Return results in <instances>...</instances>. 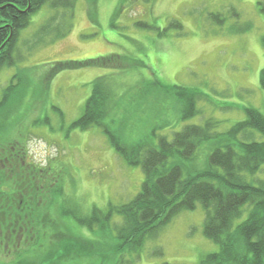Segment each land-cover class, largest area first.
Listing matches in <instances>:
<instances>
[{
	"label": "rangeland",
	"instance_id": "obj_1",
	"mask_svg": "<svg viewBox=\"0 0 264 264\" xmlns=\"http://www.w3.org/2000/svg\"><path fill=\"white\" fill-rule=\"evenodd\" d=\"M50 1L20 30L13 54L16 66L7 65L0 71V91L17 67L31 73L30 85L19 90L23 105L8 117L7 123H14L8 137L27 150L28 161L55 166V171L65 175L64 199L71 202L61 200L44 214L49 225L56 217L60 223H68L76 235L91 238L85 227L71 216L61 215V210L78 208L87 214L92 206L105 209L109 203H127L140 190L141 168L128 165L99 126L86 130L72 126L91 94L92 81L99 76L110 79L113 96L104 123L128 146L145 137L155 142L160 136L171 139L186 125H203L209 119L217 122L213 128L217 136L199 147L194 162L184 165L186 173L207 167L212 149L226 142L224 134L246 118L243 107L250 105L264 114V90L259 81L264 67V0H76L67 34L55 40L54 30L67 23L60 20L62 8L55 9ZM50 18H54L52 25ZM109 54L124 57L125 69L81 68L44 79L43 67L49 62ZM134 60L144 65L135 67ZM172 84L194 88L200 94L194 116L181 118L180 103L166 90ZM241 136L263 140L256 131L252 138L245 133L237 140H243ZM245 178L254 184L264 180V164ZM203 220L199 204L178 214L155 238L146 237L141 247L121 256V264H198L217 250L203 235ZM121 222L119 217L111 220L114 225ZM57 232L49 227L42 236ZM45 237L42 240L48 247ZM106 241L97 242L104 251L98 258L101 264H114ZM40 248L14 251L12 245L0 244V264H16L17 258H23L24 264H42L39 259L43 256L47 264L53 263L52 257L57 258L55 264L100 261L88 254L78 255L79 251L45 256L48 250Z\"/></svg>",
	"mask_w": 264,
	"mask_h": 264
},
{
	"label": "trees",
	"instance_id": "obj_2",
	"mask_svg": "<svg viewBox=\"0 0 264 264\" xmlns=\"http://www.w3.org/2000/svg\"><path fill=\"white\" fill-rule=\"evenodd\" d=\"M48 2L0 0V71L7 65L15 63L16 66L13 54L20 30L28 26L31 16ZM75 3L76 0L50 1V6L55 9L62 8L64 16L60 20L67 23L64 28L54 30L52 40L67 34ZM53 20L50 18L51 25ZM261 43L264 47V35ZM122 61L126 60L116 54L83 60H56L44 65L43 75L49 81L65 70L90 67L123 70ZM133 62L135 67L144 65L142 61ZM20 68L17 67L0 91L1 245H12L14 251L45 247L48 250L45 256L79 251L78 255L88 254L100 260L98 256L104 251H100L97 242L103 239L110 243L114 264H121L120 257L128 250L141 247L146 237L155 238L161 228L178 214L193 210L199 204L204 211L203 235L217 246V250L203 256L198 264H264V180L254 184L245 178L246 175H254L264 164L262 112L250 105L243 107L246 118L232 125L224 134L226 142L212 149L207 167L195 173H186L184 165L194 162L199 147L217 136L213 132L217 122L209 119L203 125H186L171 139L160 136L155 142L145 137L142 142L128 146L103 120L110 112L113 98L110 79L103 75L93 80L83 112L72 126L80 130L99 126L118 155L128 165L139 166L144 178L139 192L127 203H109L105 209L92 206L87 214L81 213L78 208L61 210V215L71 216L91 233L92 237L86 238L76 235L68 223H60L56 217L51 218L50 225L46 221L44 214H49L61 200L62 203L71 202L64 199V173L55 171V166H38L28 161L27 150L8 137L14 124L12 121L7 123L8 117L23 105L18 97L22 95L23 86L30 85V69L27 72L26 68ZM259 81L264 90V67L260 70ZM167 88L181 105L182 119L197 113L195 103L201 96L194 88L175 84ZM253 131L258 132L263 140L256 141L245 136H241L243 140H237L241 134L253 136ZM231 139L234 141L230 142ZM114 217L122 220L120 225L111 223ZM49 227L58 232L52 237L47 236L48 233L47 237L44 236L49 241L46 247L42 231ZM75 239L77 241H73ZM45 258L39 259L40 263L47 264ZM51 260L55 264L57 258L52 257ZM15 263L24 264V259L17 258ZM101 263L100 260L98 264Z\"/></svg>",
	"mask_w": 264,
	"mask_h": 264
}]
</instances>
